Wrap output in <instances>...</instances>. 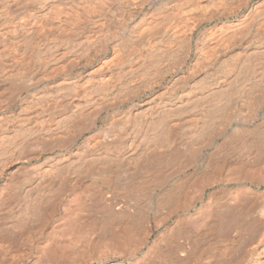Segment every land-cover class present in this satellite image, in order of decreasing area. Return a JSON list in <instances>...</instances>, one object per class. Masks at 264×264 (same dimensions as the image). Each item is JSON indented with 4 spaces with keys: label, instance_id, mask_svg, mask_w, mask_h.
Masks as SVG:
<instances>
[{
    "label": "bare ground",
    "instance_id": "6f19581e",
    "mask_svg": "<svg viewBox=\"0 0 264 264\" xmlns=\"http://www.w3.org/2000/svg\"><path fill=\"white\" fill-rule=\"evenodd\" d=\"M194 1L0 0V49L21 40L28 54L5 67L12 53L0 51V264L33 243L24 264H264V205L253 198L264 190L242 184L204 202L234 154L229 172L264 182V117H242L248 104L264 108V0L227 12ZM116 7L126 25L158 17L124 27L127 40ZM150 209L163 210L151 213L158 224L195 212L150 240Z\"/></svg>",
    "mask_w": 264,
    "mask_h": 264
},
{
    "label": "rangeland",
    "instance_id": "374dc122",
    "mask_svg": "<svg viewBox=\"0 0 264 264\" xmlns=\"http://www.w3.org/2000/svg\"><path fill=\"white\" fill-rule=\"evenodd\" d=\"M193 1H194V0H193ZM197 1H198V0L194 1V3H193V2H192V3H193V4H196ZM238 1H239V0H226V2H225V0H222V2L220 3V1L217 0V2H219L218 6H217V3H216L215 0H213V1H209L208 3H207V0H206L205 3H207L208 8H209V3L211 4V3L213 2V6L216 4V7H215V6L213 7L212 5L210 6L211 9L213 8L212 11H213V10H216V8H218L219 6H220V7L223 6V8H222V7H221V8L223 9V11H225V9L227 8V10L225 11V12H227L228 10L230 11L231 9H232V10L234 9L233 11H235V8H240V7L242 6V4H241L242 1H241V0H240V2H238ZM246 1H247V0H243V4H244ZM253 1L255 2L256 0H253ZM253 1L251 0V3H254ZM198 2H200V1H198ZM224 2H225V5H227L228 3H230V4H235L236 7L234 8V7H233L234 5L231 6L230 4L227 5L228 7H227V6L224 7V4H223ZM227 2H228V3H227ZM192 3H190V4H192ZM226 3H227V4H226ZM238 3L241 4V5H239ZM156 7H157V6H156ZM158 7H159V8L162 7L163 11H164V10H167V9L169 8L167 5H163V4H159ZM220 7H219V8H220ZM231 7H232V8H231ZM214 8H215V9H214ZM221 8H220V9H217V10H220V11H221V10H222ZM224 8H225V9H224ZM229 8H230V9H229ZM116 9L121 10L120 7H116ZM119 10H116V11L114 10V11H115V12L118 11V12L120 13ZM241 10H242V9H241ZM241 10L239 11V13H240L239 16H237V17H235V18H239V17L242 16V14L244 13L245 9H243L242 11H241ZM154 11H157V9H154V10L152 11V13H151V16H149L148 18H146V17L148 16V15H147L144 19H140V20H139L140 15L142 16V13H141V14L139 15V17L137 18V20L131 22L132 24L130 23V24H127V25H126V21L123 20L124 17H125V15H124L125 12H124V10H121V12H123V15H124V16L121 15V16H122V17H121V22H119V21H120V18H119L120 14L117 15V16H118V20H119V21H118V20H117V21H118L119 23L123 24V25H122L123 28L125 27V28H127L128 30H129V28H130L132 31H136V28H135V27L141 25V24H142L143 22H145V21H149V20H148L149 18H150V19H151V18H152V19H155L156 17H158V16H156L157 13L154 14V13H155ZM118 12H117L116 14H118ZM200 12H201V11H200ZM121 14H122V13H121ZM152 14H153V16H152ZM197 14H199V11H198ZM115 18L117 19V17H115ZM116 19H115V21H116ZM152 19H151V20H152ZM230 19H234V18H230ZM225 20H227V19H225ZM117 21H116V22H117ZM118 22H117V23H118ZM141 22H142V23H141ZM168 22H170V21H169V20H166V21H165L166 24H169ZM117 23H115V24H117ZM136 23H138V25H137ZM140 23H141V24H140ZM212 23H214V22L209 23L208 26L212 25ZM122 27H121V31H120V29L118 30V33H120L119 36L122 37V35H123L124 39H127V40H128V35H127V34H128V31H127V29H125V28H124V30H123ZM88 28H89V27H88ZM106 28H107V27H106ZM88 31H89V33H90V34L87 33L88 36H93V35L95 36V28H94V32H93V28H92V29L89 28ZM90 31H91V32H90ZM132 31H129V33L131 32V35H129V36H132V37L134 38V37H135V35H134L135 33L132 32ZM153 31H154V30H153ZM92 32H93L94 34H93ZM125 32H126V33H125ZM91 33H92L93 35H92ZM96 33H97V32H96ZM210 34H211V33H209V32L206 31V35H210ZM96 35H97V34H96ZM125 35H127V36H125ZM131 39H132V38H130V40H131ZM7 40H8V39H7ZM7 40L4 41V42H5V45H6V42H7V45H6L7 48H6V46H3V47H2V45H1V49H2V48L4 49V50L2 49V53L6 50V53H4V54L8 55V54L10 53L9 51H11V53H12L14 56H13L12 54H9L8 57L6 58V59L8 60V61L6 60V62H8V63H6V64H4V65L2 64V61H3L4 59H2V60L0 59V65H3V66H5V65H6V66H9V65H7V64H9V62H10V63H12V61H13V62H16V60H18V59L20 58V56H21V58L18 60L19 63H23L24 60H26V58H27V60H28V54H26V53H27L26 51H25V52H26V53H25L26 55L24 54V52H23V55H22L21 50H22L23 47H21V45H22L23 43H21V42H22L21 40H19V43H18V41H16V44H14V43H15V42H14V43H13L14 45L11 44V43H12V42H11L12 40H9L11 43H8L9 41H7ZM130 40H129V41H130ZM13 41H15V40H13ZM17 43H18V45H17ZM8 44H9L11 47H13L14 50L11 49V48L8 46ZM19 44H21V45H19ZM14 46H17V47H14ZM4 47H5V48H4ZM8 47H9V48H8ZM18 47H19V48L21 47V48L18 49ZM181 47H182L183 50L185 51V45L182 44V45L180 46V48H181ZM180 48L178 47V49H177L178 51H177V52H178V53L181 52V54L183 55V53H182L183 50L180 51V50H179ZM182 48H181V49H182ZM1 49H0V51H1ZM7 49H8V52H9V53L7 52ZM10 49H11V50H10ZM17 49H18V50H17ZM16 50H17V51H16ZM24 50H25V49L23 48V51H24ZM12 51H13V52L15 51V52H14L15 54H14ZM179 51H180V52H179ZM16 52H19L21 55H20L19 53H16ZM177 52H176V54H175V55L177 56V59H176V60H179V59L182 57V55H181V54H178ZM18 54H19V56H18ZM10 55H12V56H10ZM15 56H16V57H19V58L15 59V58H16ZM25 56H26V57H25ZM176 56H175V58H176ZM9 57H10V59H8ZM22 57H25V59L23 58V59H24V60H23ZM0 58H2V57H0ZM11 58H14V59H11ZM9 60H11V61H9ZM21 60H22L23 62H22ZM4 61H5V60H4ZM20 61H21V62H20ZM26 62H27V61H26ZM12 64H13V63H12ZM25 64H26V63H25ZM10 65H11V64H10ZM13 65H15V64H13ZM22 65H24V64H20V66H22ZM6 66H5V67H6ZM15 66L19 67L18 64L15 65ZM9 67H10V66H9ZM13 67H14V66H13ZM20 82H21V80H12L11 82L6 83L5 85H6V86H9V84L17 85L18 83L20 84ZM7 84H8V85H7ZM5 85H3L4 88H6ZM3 87H2L1 89H3ZM21 92H22V95H21ZM21 92H20V94L17 96V99H20V98L26 93V91H24V90H22ZM234 94H235V93L233 92V93H231L230 95H227V96H226V98L228 97V103H231V102H230V101H232V100H231V99H232L231 96L234 98L235 95H236V94H235V95H234ZM19 96H20V97H19ZM2 98H4L5 100L2 99ZM226 98L224 97L221 101H222L223 103H225L224 99L226 100ZM0 99H2V100H0V104H1V102H4V101L7 102V101H8V96L4 94L3 97H1ZM229 99H230V101H229ZM6 100H7V101H6ZM235 100H236V98H235ZM235 100L233 99V102H235ZM233 102H232V103H233ZM226 103H227V100H226ZM248 106H249V110H250V111H248ZM263 106H264V105H263ZM245 108H247V109L245 110ZM244 110H245V111H244ZM243 111H244V113H248V112L250 113V112H251V114H250L251 116H252V114L254 115L255 118H254L253 116H252V118H250V117L247 116L249 113L246 115V117H244L245 114L242 113V114H243L242 117L245 119V123L247 122V124H249V125H251V126L254 125V124H256V123H259L260 121H262V119H263V117H264V108H263V107H262V109L258 112V115L255 114V108H254V107H250L249 104L246 105V106H244ZM252 111H253V112H252ZM250 115H249V116H250ZM261 116H262V118H261ZM247 117H248L249 119H247ZM259 119H260V120H259ZM251 120H252V121H251ZM255 120H257V121H255ZM219 121H220V119H219ZM89 134H90V133H86V135H89ZM219 141H221V139H219ZM235 157H236V155L234 154V155L232 156V158L229 157L230 160H229V159H226V160H227V162H230V163H231V162H233V160H234ZM227 162H226V161H225V162H222V167L219 169V171H220V172H219V178H220V179H219L217 182H215V183H213V184H211V185H207V186H206V188H205L206 191L204 192V193H205V194H204V202L207 201L208 193H209L210 191H213V190L218 191V196H220L219 198H221V197H222V194L225 193V192H227L228 189L230 190V189H232V188H236V186L239 187V186H241L242 184H245V185H247L248 187H251L254 191L256 190V192H257L258 194H259L260 192H262V191H261L262 189L264 190V182L261 183L260 185H255V184H253L251 181H249V180H247V179H245V178L240 177V175H238V174H236V173H231V172H229V169H230V168H229V166H228L229 163H227ZM223 164H224L225 167L223 166ZM226 164H227V165H226ZM227 166H228L229 169L227 168ZM115 168H119V169H120L121 166H120V167L118 166V167H115ZM252 168H253L254 170H257V168H256L255 166L252 167ZM252 168H250V170H251ZM188 169L191 170L190 168H188ZM188 169H187V170H188ZM133 170H134V169H132L129 173H124L125 175H123V177L126 178L127 180H132V179L138 177L139 174H140V172H141V170L136 169L137 172H136V170H134L135 173H134ZM187 170H186V171H187ZM189 170L187 171L188 173H189ZM133 173H134V174H133ZM226 173H227V174H226ZM229 173H231V175H230ZM126 174H127L128 176H127ZM228 174H229V175H228ZM225 175H226L227 177H226ZM235 175H236V176H235ZM223 177H224V178H223ZM225 178H228V180H226ZM239 178H240V179H239ZM151 179L153 180L154 177H151ZM236 179H237V180H236ZM242 179H243V180H242ZM222 180H223V181H222ZM244 180H245V181H244ZM225 181H226V182H225ZM220 183H221V184H220ZM223 184H225V185H223ZM251 185H252V186H251ZM224 187H226V188H224ZM254 187H255V188H254ZM260 187H261V188H260ZM106 190H108V191L111 192V193H119V194H120V193H124V191H123L122 189H121V190L119 189V190L116 191V190H112V189H110V188L107 187ZM223 190H224L225 192H224ZM221 193H222V194H221ZM108 194H109V193H108ZM259 195H260V196H259L260 198L258 197L257 194H256V195H253V198H255L254 203L259 202V203L256 204V205L263 206V205H264V204H263V203H264V191H263L261 194H259ZM205 197H206V200H205ZM251 200H252V204L254 205V203H253V199H252V198H251ZM120 204H121V203H120ZM200 204L202 205L203 203L198 202L196 207L201 206ZM256 205H254V206H256ZM259 206H258V207H259ZM258 207L255 208V211L251 214L252 216H253L254 214H255L254 216L257 215L256 213L258 212V209H259ZM154 208H155V207H154ZM164 211H165V210H164ZM155 212H156V215H154V216H157V215L159 216V214H160V216H161V212L164 213L163 210H157V209H155V210L150 209V210L148 211V217H149L150 221H151L152 223L154 222V223H153V226H154V224H155L156 221H157V224H158L159 219L161 218V217H159V218H157V217H156V218L153 217L152 214H153V213L155 214ZM158 212H160V213H158ZM180 212H181V214H185V213H187V212H189V213L195 212V210H194V209H190V210H188V211H183V210H181ZM180 212L178 211V212H176L175 214H170V215H168V216H167V219H166V221H164V223L161 222V223H159L158 225L155 224L156 227H154L153 231H152L151 234H150V240H152V239L155 237V235L157 234V232H159V230L162 231V229H163L165 226L171 224V223L173 222V220L175 219V216H176V215H179ZM204 212H205V211H204ZM151 213H152V214H151ZM157 213H158V214H157ZM56 215H57V216H56ZM149 215L152 216V217H150ZM58 216H60V213H58V212L55 213V214L52 216L50 222H53V218L56 219V218H58ZM55 217H56V218H55ZM262 220H264V219H262ZM54 221H55V220H54ZM39 224H40V223H39ZM39 224H37V225H39ZM51 224H52V223H49L48 225L51 226ZM34 225H35V224H34ZM34 225H33V228L36 227V225H35V227H34ZM48 225H47V226H44L45 228H43V230H42L43 235H42V233H41V235H40V237H39V238H40L39 241H40L41 239H43L44 236L47 234V232H48V230H49V229H47V228H50ZM57 225H58V226H57ZM163 225H164V226H163ZM56 226L59 227L60 224H57V223H56ZM56 226H55V227H56ZM30 227H31V226H30ZM60 227H61V226H60ZM61 228H62V227H61ZM45 229L47 230V232H46ZM156 229H157V230H156ZM154 232H155V233H154ZM260 233H261V232H260ZM260 233H259V234H260ZM259 234H257L258 237L260 236ZM257 235H255V236H257ZM220 236H221V235H220ZM258 237H256V238H258ZM74 239H76V237H74ZM77 239H78V241H77V243H78L80 240H79L78 237H77ZM80 239H81V242L83 243L84 239H82V238H80ZM120 239H121V238H120ZM120 239L118 238V241H121V243L124 245V247L129 248L130 246H132L130 242H128V243H130V244L127 245L126 242L123 243V242H122L123 240H120ZM179 240L183 241L182 238H180ZM254 240H255V239H254ZM254 240H253V241H254ZM258 240H259V239L255 240V241L252 242V243L255 244ZM75 241H76V240H75ZM75 241H74V247L77 245V243H76ZM252 243L249 245V247L252 245ZM36 244H37V243H33L34 246H32L31 249H30V250H32V251H30L27 247L25 248V247L23 246V250H24V249H28L29 252H31V253H29L28 250H27L28 253H25V255H26V254H27V255L22 259V261H21V260H20V261H17L15 264H18V262H19V264H21V262H22V264H24V263H29V262L32 260V256H33V255H31V254H32L33 251H34V249H35V245H36ZM79 244H80V243H79ZM125 244H126V245H125ZM254 244H253V245H254ZM259 244H260V242L257 243L256 245L258 246ZM78 246H79V245H78ZM197 247H199L198 249H200V245H199V246L197 245ZM20 248H21V250H22V246H21ZM130 248H131V247H130ZM198 249L195 248L194 251H196V250H198ZM75 251H76V249H75ZM75 251H74V253H75ZM196 252H198V251H196ZM204 252H205V251H204ZM204 252H203V253H204ZM33 254H34V253H33ZM76 254H77V251H76ZM206 254H207V253L204 254V257H205ZM30 255H31V256H30ZM29 256H30V257H29ZM28 258H29V259H28ZM203 259H204V258L200 259L199 262H202L201 260H203ZM9 260H11V259H9ZM23 261H24V263H23ZM203 261H205V260H203ZM220 261H224V259H222V260H220ZM231 261H232V260H231ZM231 261H230V262H231ZM223 264H224V262H223Z\"/></svg>",
    "mask_w": 264,
    "mask_h": 264
}]
</instances>
